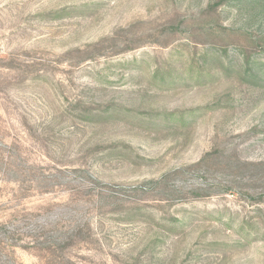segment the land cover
Returning <instances> with one entry per match:
<instances>
[{"label":"rangeland","instance_id":"rangeland-1","mask_svg":"<svg viewBox=\"0 0 264 264\" xmlns=\"http://www.w3.org/2000/svg\"><path fill=\"white\" fill-rule=\"evenodd\" d=\"M246 54L264 0H0V264H264Z\"/></svg>","mask_w":264,"mask_h":264},{"label":"trees","instance_id":"trees-1","mask_svg":"<svg viewBox=\"0 0 264 264\" xmlns=\"http://www.w3.org/2000/svg\"><path fill=\"white\" fill-rule=\"evenodd\" d=\"M220 1H217L216 3L212 4L211 7L214 8L216 4H218ZM243 66L245 68V72L247 75L251 76L252 79L264 81V62L261 60H251L246 54L244 56V62ZM258 78V79H257ZM246 164L254 165V164H262V163H252V162H246ZM229 189H225L224 192H228ZM239 194L241 191H237ZM237 193V194H238Z\"/></svg>","mask_w":264,"mask_h":264}]
</instances>
